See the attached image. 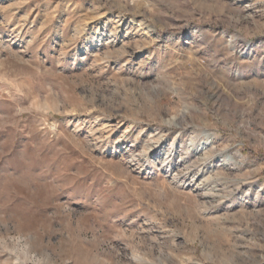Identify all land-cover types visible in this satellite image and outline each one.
Listing matches in <instances>:
<instances>
[{
	"label": "rangeland",
	"instance_id": "1",
	"mask_svg": "<svg viewBox=\"0 0 264 264\" xmlns=\"http://www.w3.org/2000/svg\"><path fill=\"white\" fill-rule=\"evenodd\" d=\"M0 264H264V0H0Z\"/></svg>",
	"mask_w": 264,
	"mask_h": 264
}]
</instances>
